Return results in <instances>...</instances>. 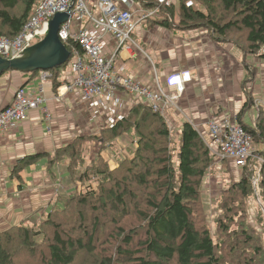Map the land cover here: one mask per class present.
<instances>
[{
  "label": "trees",
  "instance_id": "obj_1",
  "mask_svg": "<svg viewBox=\"0 0 264 264\" xmlns=\"http://www.w3.org/2000/svg\"><path fill=\"white\" fill-rule=\"evenodd\" d=\"M40 1L0 0V37L14 38ZM135 2L143 9L157 7L153 0ZM197 2L207 13L194 10L187 0H181L177 25L173 23L174 6L160 7L158 19L152 24L165 29L173 26L179 31L204 27L216 42L239 48L242 63L251 55L264 59V0ZM217 7L225 13L219 21L215 18ZM232 35L235 40L230 39ZM65 47L71 50L69 45ZM40 73L24 74L33 78ZM48 73L56 91L61 84L59 68ZM242 88L245 100L236 121L252 136L254 153L264 160L263 111L259 110L254 125L243 122L253 107V99L246 87ZM100 131L105 140L112 141L134 135L133 159L110 168L98 155L85 165L84 136L59 148L49 163L67 160L72 179L78 183L92 181L96 188L88 186L72 194L34 226L21 224L0 232V264H264L261 236L246 221L235 223L244 214L243 201L254 195L248 164L238 169L230 161L221 162L241 174L231 188L229 201L223 205L230 216L217 222V232L225 236L218 243L206 227L199 225L200 188L213 159L191 123L184 121L180 126L176 166L169 126L148 106L135 105L123 121ZM103 143L99 141L102 147ZM142 154H149L148 160H143ZM40 157L33 155L19 161L12 175L19 179L20 172ZM253 174L259 176L256 187L264 207V165L255 162Z\"/></svg>",
  "mask_w": 264,
  "mask_h": 264
},
{
  "label": "built area",
  "instance_id": "obj_2",
  "mask_svg": "<svg viewBox=\"0 0 264 264\" xmlns=\"http://www.w3.org/2000/svg\"><path fill=\"white\" fill-rule=\"evenodd\" d=\"M153 1L156 9L145 12L135 0H41L14 38L0 37V57L7 60L22 57L26 49L45 37L53 16L66 13L72 5L68 21L58 32L62 44L71 47L67 61L70 71L64 74L65 83L57 89L54 100L61 101L66 95L77 93L88 109V124L99 130L115 126L127 117L130 109L142 104L160 115L171 133L169 112L182 113L179 102L192 77L189 71H178L161 79L154 59L132 38L138 27L148 23L150 17H157L160 7H178L179 0ZM120 3L127 8L120 9ZM75 13L80 19L74 24ZM133 62L136 68L131 65ZM143 71L146 75H142ZM50 77V73L41 72L39 85H25L16 90L12 103L0 110V136L24 123L33 110L38 109L49 118L43 83ZM253 107L264 109V102L256 100ZM208 131L209 140L199 135L210 157L220 166L223 160L238 169L248 164L253 170L255 162L264 165V160L254 153L252 136L236 119L212 120ZM258 178L253 174L254 188Z\"/></svg>",
  "mask_w": 264,
  "mask_h": 264
},
{
  "label": "crops",
  "instance_id": "obj_3",
  "mask_svg": "<svg viewBox=\"0 0 264 264\" xmlns=\"http://www.w3.org/2000/svg\"><path fill=\"white\" fill-rule=\"evenodd\" d=\"M119 7L127 8L122 3ZM175 15L176 20L178 14ZM149 25L145 23L135 33L144 46L153 51L155 58H161L158 76L163 79L174 72L189 71L192 77L179 102L182 113L169 112L173 127L188 121L209 140L206 136H209L208 123L212 120L221 122L224 118L236 119L244 104L245 95L241 85L245 70L240 50L230 43L213 41L201 29L180 31L173 35L159 26L153 31L148 30ZM156 30L157 35H154ZM131 65L136 68L135 62ZM143 67L146 71L144 63ZM260 67L264 71V64H260ZM145 71L142 75H146ZM259 76L257 73L254 81L246 84L253 103L256 100L264 102V78L260 79ZM64 78L59 83L64 84ZM40 82L41 73L33 78L17 72L1 76L0 110L12 103L18 88L23 85L36 86ZM43 88L48 100L46 108L49 118L44 112L33 110L24 123L0 136V232L10 226H34L44 221L53 208L62 205L64 198L75 193L68 161L51 165L49 159L59 148L70 144L75 136L86 130L89 112L87 108L84 109L85 105L77 93L55 101L53 97L57 90H54L53 83L47 80ZM252 109L256 113L251 115V125H254L259 110L255 107ZM180 117L185 119L182 123L178 121ZM33 155L41 157L20 172L19 179L15 178L12 175L14 167L19 161ZM219 167L220 164H217L216 168Z\"/></svg>",
  "mask_w": 264,
  "mask_h": 264
},
{
  "label": "rangeland",
  "instance_id": "obj_4",
  "mask_svg": "<svg viewBox=\"0 0 264 264\" xmlns=\"http://www.w3.org/2000/svg\"><path fill=\"white\" fill-rule=\"evenodd\" d=\"M96 0H92L94 2ZM188 5L194 9V10H202L205 13L206 9L200 5L197 0H187ZM181 0L176 3L178 6L176 9V13L178 14L176 20L173 19V23L176 25L180 22V14L178 13L179 7H180ZM147 9H145V12H150L156 9L154 6H146ZM176 7V6H174ZM225 16V13L222 11L221 8H216V20H220L222 17ZM176 17V15H175ZM80 19V15L78 13H75L72 21L73 23H77ZM158 16H152L149 18L150 25L148 26V30H154L157 29V25H153L152 22L157 20ZM160 19V17H159ZM198 30L201 29L203 32L205 31L206 35L210 38L211 34L209 31H207L206 28H197ZM171 34L176 35L179 31V29L175 27H171V29H168ZM188 31V30H186ZM154 35H157V30L155 31ZM241 37V35H238ZM132 38L135 40L137 45L150 57H152L155 61L157 71L160 74L161 69V58L157 59L155 58L153 51H150L151 49L147 46H144L143 42L139 39V37L134 32L132 34ZM231 40H235V35H232L230 37ZM136 40L140 41L137 42ZM216 42L215 39H212ZM223 43V42H221ZM243 43V42H242ZM231 44V43H230ZM232 45V44H231ZM234 46V45H233ZM236 47V46H235ZM239 49V48H238ZM241 52V51H240ZM261 54H264V51L261 50ZM242 55V53H241ZM241 61H243V58H241ZM260 64H264V59L256 58L254 56H249L246 59V63H242L243 70H245V79L243 81H246V84H249L250 82H253L255 79L256 74L258 73L260 76L259 78H264V71H261ZM62 67V68H61ZM59 67V79H62L64 74L70 71V68L66 66ZM258 78V79H259ZM251 79L250 81H248ZM243 83V82H242ZM246 84L243 83L241 87H246ZM86 106L84 107V109ZM256 115L255 111L252 109L251 111H248L243 119V122L251 126L252 124V117L251 115ZM83 116V115H82ZM264 116V111H263ZM185 119L183 117L178 118L179 123H182ZM88 122V121H87ZM88 124V123H87ZM180 127V126H179ZM179 127H173L171 131V140H172V146L175 147V150L173 151V162L175 163V166L178 165V144H179V135H180V128ZM99 129H96L95 127H91L89 124L86 127V130L83 131L80 135L75 136V138L70 142V144L77 139L80 136L86 137V147L87 152L84 156V164H89L91 161H94L98 155L102 156L103 159L108 163L110 168L117 167L119 165L120 161H129L132 160L135 154L136 150V142L134 135L127 134L124 136H121L117 138L116 141L112 140H105L102 136V133ZM207 139L209 138L208 134L206 135ZM101 138V140H98ZM104 139V140H103ZM100 143L104 144V147H102ZM256 150V148H255ZM101 154V155H100ZM143 160H148L149 154H142ZM213 159V158H212ZM218 161L213 159L212 161V167L209 170V173H207V178L203 180L201 188H200V196H199V202L197 205L198 208V217H199V225L202 227H206L212 236L213 240L218 243H222V241L225 240V236L217 232V222L223 218L228 219L227 216H230L226 213L225 208H223V205L226 201H229V197L231 196V188L233 184L239 179L241 171L240 170H233L228 169L226 165H222L219 168H216V165ZM229 162V161H227ZM144 163V162H142ZM139 164V165H142ZM81 169V168H80ZM71 178V177H70ZM73 183L75 184V193L83 191L86 187L92 186L96 188V184L94 182H82L78 183L74 179L71 178ZM72 183V182H71ZM78 183V184H76ZM230 192V193H229ZM69 198V197H68ZM68 198H64L65 200ZM64 202V200H62ZM243 208H244V214H240V218L238 219L236 224H239L240 222L246 221L249 226L254 227L259 236H261V243L264 248V207L262 205L261 198L259 196L257 187L254 188V195L245 201H243ZM262 217V219H260ZM13 227V226H10ZM9 227V228H10ZM8 229V228H7Z\"/></svg>",
  "mask_w": 264,
  "mask_h": 264
},
{
  "label": "water",
  "instance_id": "obj_5",
  "mask_svg": "<svg viewBox=\"0 0 264 264\" xmlns=\"http://www.w3.org/2000/svg\"><path fill=\"white\" fill-rule=\"evenodd\" d=\"M71 9L72 5L66 13L55 14L48 24L45 37L26 49L22 57L12 60L0 57V77L7 72H49L65 65L70 53L60 41L58 32L61 25L68 21ZM251 173L253 176L252 168Z\"/></svg>",
  "mask_w": 264,
  "mask_h": 264
},
{
  "label": "bare ground",
  "instance_id": "obj_6",
  "mask_svg": "<svg viewBox=\"0 0 264 264\" xmlns=\"http://www.w3.org/2000/svg\"><path fill=\"white\" fill-rule=\"evenodd\" d=\"M62 26V25H61ZM61 28V27H60ZM60 30V29H59Z\"/></svg>",
  "mask_w": 264,
  "mask_h": 264
}]
</instances>
